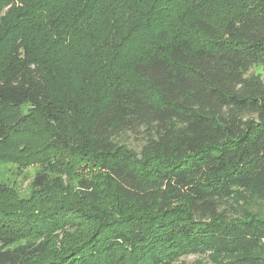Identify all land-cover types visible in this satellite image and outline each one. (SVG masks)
Segmentation results:
<instances>
[{"label": "trees", "instance_id": "trees-1", "mask_svg": "<svg viewBox=\"0 0 264 264\" xmlns=\"http://www.w3.org/2000/svg\"><path fill=\"white\" fill-rule=\"evenodd\" d=\"M1 162L0 264H264V0H0Z\"/></svg>", "mask_w": 264, "mask_h": 264}, {"label": "rangeland", "instance_id": "rangeland-1", "mask_svg": "<svg viewBox=\"0 0 264 264\" xmlns=\"http://www.w3.org/2000/svg\"><path fill=\"white\" fill-rule=\"evenodd\" d=\"M260 67L256 68V71H260ZM27 109H22V112L26 113ZM13 156H19L15 152ZM23 161V157H18ZM40 172L39 168L29 166L24 169H20L18 165L12 162H1L0 163V184L5 185L7 188L14 190L17 194L18 199H28L29 196L34 193L32 190V182L36 173ZM72 186H76V181H71ZM237 201L240 206L245 207L251 205L253 210L257 209L258 204L251 203L252 195L248 191H240L237 193ZM23 241L18 242L21 244ZM178 264H217L208 255L204 256H189L182 258Z\"/></svg>", "mask_w": 264, "mask_h": 264}]
</instances>
